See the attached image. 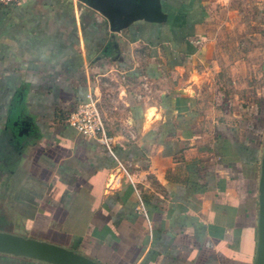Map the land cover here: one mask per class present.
<instances>
[{
    "label": "crops",
    "instance_id": "1",
    "mask_svg": "<svg viewBox=\"0 0 264 264\" xmlns=\"http://www.w3.org/2000/svg\"><path fill=\"white\" fill-rule=\"evenodd\" d=\"M158 1L117 32L81 0L0 8V233L94 264H259L264 0ZM89 94L111 149L67 122Z\"/></svg>",
    "mask_w": 264,
    "mask_h": 264
},
{
    "label": "water",
    "instance_id": "2",
    "mask_svg": "<svg viewBox=\"0 0 264 264\" xmlns=\"http://www.w3.org/2000/svg\"><path fill=\"white\" fill-rule=\"evenodd\" d=\"M105 16L113 31H121L134 18L160 21L162 14L158 0H81ZM261 226L259 264H264V158L261 179ZM0 253H8L50 264H94V262L56 247L22 237L0 233ZM96 264V263H95Z\"/></svg>",
    "mask_w": 264,
    "mask_h": 264
},
{
    "label": "built area",
    "instance_id": "3",
    "mask_svg": "<svg viewBox=\"0 0 264 264\" xmlns=\"http://www.w3.org/2000/svg\"><path fill=\"white\" fill-rule=\"evenodd\" d=\"M24 1L25 0H0V8L19 6ZM67 122L70 126L75 128L81 136L96 139L101 145L111 149L112 141L107 134L105 120L95 95L89 94L87 96V101L79 105L77 109L69 115ZM139 211L148 217L142 202Z\"/></svg>",
    "mask_w": 264,
    "mask_h": 264
},
{
    "label": "rangeland",
    "instance_id": "4",
    "mask_svg": "<svg viewBox=\"0 0 264 264\" xmlns=\"http://www.w3.org/2000/svg\"><path fill=\"white\" fill-rule=\"evenodd\" d=\"M226 19L229 20L230 16H227L225 17ZM235 21H239L236 26H225L224 29H223V35L226 36V37H234L236 38L238 35H243V36H247V34H251V29L248 27V22L247 20L245 19V17H241L240 19L237 18ZM240 25V26H239ZM256 34H257V31H255ZM237 43V42H236ZM235 43V40H234V43H231L233 44L235 47L237 48H243V49H247V46L248 45H242V44H236ZM250 49H253V51H250L251 53L255 54V56L257 57V59L254 61V65H255V77H252V76H246V75H241V80L244 84H247L249 81L254 84L255 86V89H256V94L259 90V87H260V83H261V74H262V68H261V59L258 58V56L261 55V53L263 52V44L261 43V38L260 36H256L255 37V41L253 43H250ZM240 70H241V74H244V72L246 71L247 67H246V64H247V61L244 60V61H241L240 62ZM251 86V85H250Z\"/></svg>",
    "mask_w": 264,
    "mask_h": 264
}]
</instances>
